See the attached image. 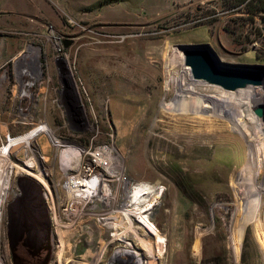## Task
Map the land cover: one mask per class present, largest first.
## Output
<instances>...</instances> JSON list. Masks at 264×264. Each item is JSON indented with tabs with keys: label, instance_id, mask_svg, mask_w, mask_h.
<instances>
[{
	"label": "rangeland",
	"instance_id": "374dc122",
	"mask_svg": "<svg viewBox=\"0 0 264 264\" xmlns=\"http://www.w3.org/2000/svg\"><path fill=\"white\" fill-rule=\"evenodd\" d=\"M183 46H211L223 66L264 71V17L226 0H0L9 179L0 264H264V116L254 111L263 91L240 90L252 114L240 126L238 105L220 97L238 90L201 80L195 90L217 99L211 107L164 111L166 100L183 99ZM195 130L209 136L182 155ZM105 146L116 171L97 168L108 198L93 196H104L102 182L87 199L70 197L69 178ZM142 183L155 189L136 206L154 198L148 215L160 244L117 209Z\"/></svg>",
	"mask_w": 264,
	"mask_h": 264
},
{
	"label": "bare ground",
	"instance_id": "6f19581e",
	"mask_svg": "<svg viewBox=\"0 0 264 264\" xmlns=\"http://www.w3.org/2000/svg\"><path fill=\"white\" fill-rule=\"evenodd\" d=\"M183 51H184L183 48H179V50H176L178 56L181 59V62H183V60H184V52ZM171 62L174 63V57H173V59L172 58L168 59V62L166 65V73L168 74L167 83L169 82V77H170L169 75L171 74L172 69H173L171 64H170ZM183 65H185V64H183ZM179 80H180V84L182 86V90H181L180 94H181L183 99L178 100V101L173 102V103L166 100L164 111L177 112L179 114H187L188 110L194 109V110H196L195 112L198 113V112H201L202 109L211 107L212 104H211L210 100L211 101H213L214 99L217 100L216 98H214L210 95L202 94V93H199L195 90V86H196L197 82H199V80H196L192 77L190 68L188 66H186V65L183 66V69L179 71ZM185 90H186V92H184ZM240 90H243V93L248 92V94H250L254 91H263L264 92V84L262 86H258L256 88L255 87H249L248 90H246V91H245V89H240ZM240 90H238L236 97H229V96H226L223 94L220 95L222 100H224L225 102L231 103V101H233L238 105L239 112H238V116L236 117L235 122H234L237 126H240V124L243 122V118H246L248 115H252L251 113H246V111H248V109L244 108L246 105L247 106L251 105V101L249 99L250 97L248 95H243L242 91H240ZM263 92H261V97H264ZM186 93L187 94L189 93V94L187 95ZM217 98L221 99L219 97H217ZM217 114H220V113H217ZM185 118H186V116H185ZM250 118H256L257 120H259V118L257 116H255L254 113H253V116H251ZM196 127H201V126H200V124H198V126H195L194 128H196ZM175 135H176L177 141H180L183 139V136L186 135V133L185 132H178V134L176 133ZM187 135H189L188 137H190V141H187L186 144L183 146V148L181 150L182 155H187L190 148H195L197 146V144L200 142V140L208 138V136H209V135H201V134L197 133V130L192 131V134H187ZM75 150L77 151V149H75ZM1 151H2V149H0V198H3V197H5V194H6V188H7V184H8L9 179L6 176L7 171L5 172V170H3V164L5 163L3 158H4L5 152H1ZM72 151H74V149ZM77 152H79V150ZM9 163H10V161H9ZM191 163L192 162H190L189 159H187L186 164L191 166ZM28 166L31 167L33 165L31 163H28ZM115 173H116V171H112L113 176H115ZM78 178H80V177L71 176L69 178L67 190H68V194L70 197H74V198L79 197V198L87 199L88 197L93 195L94 191L92 188H95V186L99 182H102L103 183L102 185L104 188H105V185H107V189L105 191L104 196L99 197L98 193H94L95 195H93V196L95 197V199H102V200L108 198L110 191H109L108 184H106V181L104 180V178L98 180L97 183L95 182L97 180L96 177H90V178H88L87 181H85L84 179L78 180ZM75 180H77L75 182L76 185H72V181H75ZM154 189H155V186H150L146 183L138 184L132 188H126L124 193H123V196L125 197L124 204H121V207H119L117 209L120 211V213L123 215V217H125L130 222L131 226L133 225L132 223H134L133 221L140 223L139 225L143 226V228L151 236H154L156 238L154 240L155 243L158 242L160 244V243L165 241L164 237L162 236L163 234L161 235L159 233L160 230H158V228L155 226V224L152 223V221L150 220V217L148 215V211L151 208V204L153 203L154 198L152 200L149 199V201L143 200V203H144L143 205L138 203V206H136L138 198H140V197L148 198L149 196L152 195V193L154 192ZM154 197L156 198V194ZM155 200H157V199H155ZM116 224H118V223H115L114 225L116 226ZM139 237H141V236H139ZM262 244H263V242H262ZM146 245H148L147 248L148 247L151 248V246H152V245L150 246V243L148 241L146 242Z\"/></svg>",
	"mask_w": 264,
	"mask_h": 264
},
{
	"label": "water",
	"instance_id": "95a60500",
	"mask_svg": "<svg viewBox=\"0 0 264 264\" xmlns=\"http://www.w3.org/2000/svg\"><path fill=\"white\" fill-rule=\"evenodd\" d=\"M182 48L184 50V63L190 68L192 77L196 80L205 81L228 91H237L264 84V71L244 68L233 69L223 66L211 46H183ZM61 60L63 61V58ZM254 111L259 117L264 116V107L259 106Z\"/></svg>",
	"mask_w": 264,
	"mask_h": 264
},
{
	"label": "built area",
	"instance_id": "2783aa9c",
	"mask_svg": "<svg viewBox=\"0 0 264 264\" xmlns=\"http://www.w3.org/2000/svg\"><path fill=\"white\" fill-rule=\"evenodd\" d=\"M91 156H92V159H91V162H89L90 163L89 166L84 167L83 173L77 175L78 177H80V178H78V180L84 179L85 181H87L88 178H90V177H96L97 178V180L95 181L96 183L98 182V180H100L102 178H104V180H105L106 176L105 177L103 176V173L97 169L98 167H101V168L104 167L106 169L105 171L106 172L108 171L105 175H107V174L112 175V171H115V169L111 164V149L108 148V146L96 148L91 153ZM76 181L77 180L72 181V185H76V183H75Z\"/></svg>",
	"mask_w": 264,
	"mask_h": 264
},
{
	"label": "trees",
	"instance_id": "16d2710c",
	"mask_svg": "<svg viewBox=\"0 0 264 264\" xmlns=\"http://www.w3.org/2000/svg\"><path fill=\"white\" fill-rule=\"evenodd\" d=\"M231 7L247 8L252 15L264 17V0H226Z\"/></svg>",
	"mask_w": 264,
	"mask_h": 264
},
{
	"label": "flooded vegetation",
	"instance_id": "af4514ba",
	"mask_svg": "<svg viewBox=\"0 0 264 264\" xmlns=\"http://www.w3.org/2000/svg\"><path fill=\"white\" fill-rule=\"evenodd\" d=\"M28 215H30V213H27V214H26L27 217H28ZM18 216H19V215H18ZM36 217L39 218V217H40V213H39V214L36 213ZM19 218H20L21 220H23V221L26 219V217L23 218V215L19 216ZM29 219H30V218H29ZM28 221H29V220H28ZM120 261H121V260H120ZM128 261H129V260H128ZM130 261H132V259H130ZM121 262H122V261H121Z\"/></svg>",
	"mask_w": 264,
	"mask_h": 264
},
{
	"label": "crops",
	"instance_id": "0c3cea01",
	"mask_svg": "<svg viewBox=\"0 0 264 264\" xmlns=\"http://www.w3.org/2000/svg\"><path fill=\"white\" fill-rule=\"evenodd\" d=\"M14 20H17V21H20L21 20L22 21V20H24V18H22V17L21 18L16 17V18H14Z\"/></svg>",
	"mask_w": 264,
	"mask_h": 264
}]
</instances>
